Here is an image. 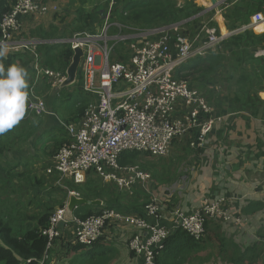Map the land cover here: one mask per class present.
<instances>
[{"label":"built area","instance_id":"1","mask_svg":"<svg viewBox=\"0 0 264 264\" xmlns=\"http://www.w3.org/2000/svg\"><path fill=\"white\" fill-rule=\"evenodd\" d=\"M114 1L109 0L105 19L96 30L51 40V45L68 46L72 54L75 48L82 50L79 87L89 97L77 121L63 125L67 139L56 153L55 170L60 179L74 184L85 182L87 173L93 172L104 182L112 183L118 192L132 195L137 186L147 187L151 173L137 164L120 165L123 153L147 152L154 158H163L168 155L174 138L193 132L196 136L189 144L201 149L218 120L214 107L197 88L178 78L176 70L209 56L227 37L264 23V12H254L248 22L225 33L203 24L189 34L187 20L149 28L113 20ZM260 1L264 6V0ZM45 11L46 7L34 0H14L0 19V46L9 52L27 51L36 79L43 76L54 87H60L66 70L47 67L38 52L42 41L22 34L23 18ZM36 79L29 85L26 113L39 117L50 112L36 91ZM66 192V200L50 213L43 231L48 237L46 251L62 234L56 224L64 218L68 195L79 197L75 191ZM223 201L222 196H216L207 200L202 209L186 214L178 209L165 210V205L152 198L145 209L153 222L107 207L83 219L73 215L66 220L63 230L69 228L74 244L91 246L103 236L107 225H131L135 235L128 243L130 250L143 257L142 264H158L156 258L164 248V241L179 225L199 239L204 234L206 220H229L230 213L219 207ZM164 210L172 221L170 227L159 224Z\"/></svg>","mask_w":264,"mask_h":264},{"label":"crops","instance_id":"2","mask_svg":"<svg viewBox=\"0 0 264 264\" xmlns=\"http://www.w3.org/2000/svg\"><path fill=\"white\" fill-rule=\"evenodd\" d=\"M12 1L14 2V0ZM34 1L44 5L46 11L41 15L25 16L22 20V34L27 38L35 37L42 41L38 46V52L43 63L46 53L44 47H50L52 39L69 37L76 33L72 31L78 26L77 10L85 8L87 11L83 9L84 12L96 15L97 18L91 26L94 28L93 30H96L102 25L109 8V0ZM202 1L205 2L203 3V7L199 6L203 8L201 12L206 15L212 14V16L208 17V20L205 22L201 20L199 26H196L198 22L193 23L192 21L198 14L186 19V26H191L190 30H192L189 34L195 33L203 24H207L208 26L215 24L214 26L218 28V32L225 33L229 30V27L236 29L248 22L253 13L252 11L264 12V6L260 0H226L224 3H218L216 0L214 3H212V0ZM7 3L9 2L7 1ZM116 6H118V3L115 0L112 8ZM88 8H93V10H88ZM70 11H73L74 14L71 15L72 17L68 18V16H70ZM112 16L116 18L114 14ZM190 23H193L194 26L192 27ZM71 25H75L73 29H70ZM248 30L255 35L263 34L264 23ZM245 31L235 35H240ZM231 37L232 36L227 37L222 42L220 48H218V50L221 49V47L223 48L221 56H218L221 66L228 65L232 60L250 62L254 68L253 78H255L256 81H253L249 88L235 92L236 96L229 95L228 97H222L225 105L223 102H219V106L214 107L216 114H219L217 117L218 120L213 130L207 135V144L203 148L195 149L190 146V141L195 139V137L192 139L190 138L193 136L191 133L182 134L174 138V142H171L170 151L167 156L171 154L172 149L177 150V154L161 161L162 164H158L160 170L156 172V179L153 181L151 176V182L148 183L147 187L145 189L142 187V189L140 186H137L132 195L119 193L126 198L125 200H128L129 204V202L132 203L136 199V194L140 191L144 194L141 196L148 195L152 196V198H157L163 207L165 205V210L178 209L186 214L202 209L207 200L214 199L216 196H222L224 201L219 204L220 209L227 210L234 218L243 217L241 221L243 224H240L241 222L235 224L233 221L226 223L217 220L221 222V233L224 234L226 238L231 239L241 249H244L254 243L258 230L264 226V208L255 209V204H258V202L264 205V85L261 84L264 77V49H260L259 45L246 43L245 41L239 43L232 42V40H230ZM26 52L25 50H20L19 53L26 55ZM26 56L24 60L28 58L29 61L27 81L30 85L36 77L32 69V58L29 54ZM259 76L261 77L260 80ZM36 80V91L46 102L48 109L53 110L63 122L60 124V122L54 118L56 117L54 113L53 115L46 114L47 116L45 115L44 118H40L43 116L28 118L31 116L25 112L23 119L19 122V124L23 123V128H29L27 136L23 140L26 145L24 150L26 149L25 151H27V149H32L34 145L33 150L41 151L49 157L47 160L48 169L46 172L49 178L53 180L55 186H57L56 188L59 194L62 195L63 199H60L62 204L67 197L66 190L74 191L70 184L66 186L64 182L68 181L71 184L73 182L71 180L60 179L55 170V156L59 147L66 142L67 139L63 125L77 121L73 118L75 115L74 113L78 114V105L83 101L89 102V97L84 95L80 90L79 72H77L76 81L72 85L66 87H54L51 84V80L43 76ZM223 87L226 89V92L230 90V85L228 84ZM77 92L80 93V96H77ZM246 93L249 94V98L243 101L242 98L246 97ZM250 93L254 95L251 96ZM253 101H256V103L254 104ZM233 103H240V106L234 107ZM30 128L31 130L33 129V134H37L35 142L33 143H31L32 139H30ZM45 132L48 133L47 136L43 134ZM176 139H179L178 142L185 148L181 149ZM38 140L46 141L38 143ZM54 142L57 143L58 147L54 150V153L51 154L50 152L53 149L52 144ZM186 143L188 144L187 147ZM174 144L177 145L174 146ZM219 148H224L223 164L219 158L217 150ZM17 150L22 149L17 148L15 151ZM183 151L186 152L184 153ZM29 154L31 156L33 155L30 151ZM171 160H175L179 163L176 166V170L166 167V163ZM18 163L19 165L23 164L18 161L15 162V166H18ZM133 164L139 165L136 162ZM141 168L144 169L143 167ZM182 170L185 172V175L180 177V183H176L175 180L180 174L175 177H173V174L176 172L180 173ZM101 181L103 184H106V192H108L103 200H107V198L111 200L122 198L117 194L110 197L109 188L112 187L116 189V187L112 183L104 182L102 178ZM149 184L150 186L152 185L150 187L151 190ZM140 197L138 199L142 200ZM102 203L104 205L106 204L104 202ZM147 203L142 210H130V208L127 207L124 208L125 211L123 210V212L136 214L153 222V219L146 213L145 207ZM118 207H121L120 202L118 206L113 208L120 210ZM245 209H247V211ZM165 210L164 217L159 220V224L170 227L172 226V221L168 218V214ZM134 235L135 230L131 225L120 223L107 225L103 236L94 244L91 246H79L80 244L75 245L72 242L70 230L67 227L64 230L62 229V234H60L54 241L53 246L46 252L47 259L45 260V264H98L95 257L101 254L102 251L110 249H114V252L106 257V262L104 264H142L143 257L132 252L128 246L129 241ZM211 241L214 245L213 249L216 250V240L213 239ZM207 249L212 248L208 247ZM206 250H202V254L199 255L202 259L200 263L191 262L186 259L183 264H221L223 262V260L215 256L217 252L214 253L215 257L213 258L207 255L208 251L205 252Z\"/></svg>","mask_w":264,"mask_h":264},{"label":"trees","instance_id":"3","mask_svg":"<svg viewBox=\"0 0 264 264\" xmlns=\"http://www.w3.org/2000/svg\"><path fill=\"white\" fill-rule=\"evenodd\" d=\"M7 1L0 0V19L2 15L9 10L13 3L12 0L8 1L11 2V4L7 3ZM170 2L171 0H120L118 6L112 9L111 18L123 24L132 25L139 28H149L177 22L179 20L189 19L199 14L203 10V8L199 6L195 7L192 4L193 1L192 3L189 2V5H192L193 8H176L175 6H172ZM252 12L254 13V11ZM113 14L116 18L112 16ZM199 16L194 18H201ZM96 18V15L92 13H86L83 9L78 10V26L72 32H76V30L79 29H90ZM202 19L203 18L200 20ZM211 25L214 26L215 24ZM231 29L233 28L229 27V30ZM230 40L236 43L243 41L246 43H253L255 45H259L260 49H264V33L255 35L248 30L240 35L232 36ZM44 48L46 51L44 64L47 67L54 70H65V68H67L72 57L71 48L66 45H51L50 47L45 46ZM26 55L19 52H10L7 53L5 57L0 58V62H2L5 67L11 63H17L25 67L27 70L29 61L28 58L27 60H24V58L27 57ZM220 65L221 62L218 56L212 54L207 56L205 59L193 61L191 62V65H185L177 69L176 75L186 77L187 73L184 70H196L202 72L204 70L206 72L209 66L211 67V71L214 72L216 70L215 68L218 69ZM87 104V101H83L78 105V114L74 113L75 115L73 116L75 120H77L83 114ZM9 135L10 131L0 135V157L4 156L5 151L7 150L8 140L6 141V139L9 138ZM36 137L37 134H33V132H31V142H35ZM44 141L46 140H38V143ZM52 146L53 149L50 152L51 154L54 153V150L58 147V145L56 142H54ZM138 154L139 152L123 153L119 159V164L125 165L128 163H135L137 161ZM4 170H6V168H4L2 171ZM89 174L93 175L87 178ZM95 175L96 174L93 172H88L85 182L80 184L69 183L74 191L78 193L79 197L88 200L99 199L100 201L106 203L105 206L98 207H75L73 209V215L80 219H83L91 214L98 213L104 208H113L119 204V199L111 200L110 198H107V200H103L107 193V186H105L106 184L103 185L101 182L93 179ZM72 188L70 189L73 190ZM140 198L145 200L147 196H141ZM137 201L138 200L136 199L130 203L128 208H130V210H142L145 206V202L143 201L144 203L142 204V209H138L133 205V203H136ZM255 206V209H259L261 208L262 204L258 202V204H255ZM245 210L247 211V209ZM49 215V212H37L36 215L28 216V219L24 218L23 216H18L16 218L8 217L6 215L0 216V264H45L44 255L47 252L46 248L48 237L43 231L48 225ZM257 237V242H254L251 246L241 249L231 239L226 238L225 235L221 233L220 221L208 219L204 222V234L199 239L183 230L182 227L175 228L174 231L164 241V248L157 255L156 261L158 264H183L184 261L188 259L191 262L194 261L196 263H200L202 261L201 257L199 256L201 251L206 250L208 247L213 249L214 245L211 240L215 239L217 247L216 250H218L215 256L223 260L225 264H245V262L249 264L255 262L264 264V260L261 258V243H264V229L261 228L258 230ZM79 246L82 245L80 244ZM113 252L114 249L102 251L101 254L95 257V259L98 264H104L106 262V257H108ZM209 256L213 258L215 257L213 253H210Z\"/></svg>","mask_w":264,"mask_h":264},{"label":"rangeland","instance_id":"4","mask_svg":"<svg viewBox=\"0 0 264 264\" xmlns=\"http://www.w3.org/2000/svg\"><path fill=\"white\" fill-rule=\"evenodd\" d=\"M116 1L117 3H119L118 1L120 0H116ZM192 1L190 0L189 1L188 0H171L170 4L172 6H175L176 8H186V7L193 8L192 5L191 6L189 5V2H191L195 7H198V6L203 7V3L205 2L202 0H199V1L192 0ZM9 4H11V2H9ZM82 9L87 11L85 8H82ZM88 10H93V8H88ZM73 14L74 12L70 11L69 13L70 16H68V18L72 17L71 15ZM202 14L203 13L200 12L198 16L201 15L199 17L204 18L202 19L203 22L207 21L208 17L212 16V14H209V15H206V14L202 15ZM201 18L199 19L197 18L192 21L197 23V21L200 20ZM200 22L201 20L198 21L196 26H199ZM190 25H192V27L194 26L193 23H190ZM73 26L75 25H71L70 29H73ZM187 26H186V29H188L187 30L188 33H191L192 32V30H190L191 26L190 27H187ZM93 29L94 28L91 27L88 30L92 31ZM81 30L82 29L76 30V32L77 31L78 32L88 31V30H82V31ZM222 49L223 48L221 47V49L219 50L217 49L216 52H213L210 55L215 54L216 56L220 57ZM7 53H9V51H7ZM222 61L224 62L223 59ZM240 62L241 61L232 60L230 63H228V65H225V66L220 65L218 69L215 68L216 70L214 69L215 70L214 72L211 71L210 66L207 68L206 72L204 70L203 72L196 71V70H189V71L184 70L186 71L187 76L186 77L177 76V77L187 81L190 86L197 88L199 92H201L205 96L208 103L211 106L216 107V106H219L218 105L219 102H223L224 104L222 97H228L229 95L236 96L235 92L240 91L241 89L249 88L251 83L253 81H256V79L253 78L254 68L250 64V62H246V61H243L241 63ZM186 65H191V62L187 63ZM260 79L261 77L259 76V80ZM226 84L230 85V90L229 91L227 90V92H226V89L223 87ZM261 84L264 85V77H263V82ZM76 94L77 96H80L79 92H77ZM250 95L252 96L254 94L250 93ZM247 98H249L248 93H246V97H243L242 100L244 101ZM253 103L255 104L256 101H253ZM233 106L238 107L240 106V103L239 104L233 103ZM50 110H49L50 113L48 115H51V114L53 115L54 111L51 110L52 111L51 112ZM54 114L56 115V117L54 118H56V120L59 121L61 124V122H63L61 121V118H59V116L56 113ZM29 116L31 117H28V118L36 117L34 115H29ZM44 116L40 118H44ZM218 116L219 114H216L215 112V117H218ZM22 125L23 123L16 125L12 130H10L9 138L6 139V141L8 140L7 150L5 151L4 156L0 157V216L6 215L8 217H14V218L18 216H23L24 218L28 219V216L36 215L37 212H40V213L49 212L50 214L51 212H53L54 209H56L60 205L61 203L60 199H63V198H62V195L59 194L56 188L57 186H55L53 180L50 179L49 176L47 175V172H46L48 169L47 160L49 157L46 156L41 151L33 150L34 145L32 149H27V151H25L26 149L24 150L26 145L23 140L26 138L27 131L29 130V128H23ZM31 132H33V130ZM43 134L46 136L48 135L47 132ZM195 136L196 134L193 132V136L190 138L192 139ZM178 141L179 139H176V142L179 143L180 148L181 149L185 148V147H182L181 143ZM4 142H5V139H4ZM173 142L174 141L172 140V143ZM263 144H264V140H263ZM175 145L177 144H174V146ZM187 145L188 144L186 143V147ZM17 148H20L22 150L15 151ZM223 149L224 148L217 149L219 153V158L222 164L224 160ZM29 151L31 152V154H33L32 156L29 154ZM183 152L185 153L186 151H183ZM176 154H177V150L172 149L171 154L169 156L165 158L155 159L148 153H139L136 163H138L144 169L148 170L151 173L152 180L154 181L157 177L156 172L160 170V166L158 164L161 163V161L165 160L166 158L168 157L170 158L171 156H175ZM139 160H141L142 162ZM18 161H20L24 165L23 164L19 165L18 163V166H15V162H18ZM178 164L179 163H177L175 160H171L168 163H166V167L176 170V166ZM4 168H6V170L2 171ZM179 174L180 176L175 180L176 183L179 182V179L181 176L185 175V172L183 170L180 173L176 172L175 174H173V177ZM92 175L93 174H89L87 178H89ZM95 176L93 177V179L102 183L101 178L98 175H95ZM64 184L67 186L69 182L65 181ZM151 186L149 184V188ZM109 192H110V197L116 194L118 196H121V194L115 188L110 187ZM106 194H108V192ZM141 195H144V194L138 191V193L136 194V199L138 201L136 203H133V205L138 209H142L143 207L142 204L144 202L145 204L147 202L149 203L150 199L152 198V196L147 195V198L145 200L138 199ZM121 197L122 198L119 199L121 207H118V209L123 211L124 208H127L128 205H130V202L128 204V200H125L126 198H124L123 196ZM102 206H105V205L102 203ZM262 207L264 208V205H262L261 208ZM241 219H243V217H241ZM229 221H234L236 223L240 222L238 220H235L232 216L230 217L229 220L225 222L228 223ZM240 224H243V222H241ZM262 227L261 228L264 229V226ZM257 241H258V238L256 237L254 242H257ZM261 244H262L261 258L264 260V243H261ZM205 252H207V255L209 256L210 253L214 254L215 252H218V250L207 249ZM221 264H225V262H222ZM245 264H249V263L245 262ZM251 264H259V263L255 262Z\"/></svg>","mask_w":264,"mask_h":264},{"label":"clouds","instance_id":"5","mask_svg":"<svg viewBox=\"0 0 264 264\" xmlns=\"http://www.w3.org/2000/svg\"><path fill=\"white\" fill-rule=\"evenodd\" d=\"M7 50L0 46V58ZM25 67L11 63L5 67L0 62V135L12 130L23 119L26 112L29 84Z\"/></svg>","mask_w":264,"mask_h":264},{"label":"water","instance_id":"6","mask_svg":"<svg viewBox=\"0 0 264 264\" xmlns=\"http://www.w3.org/2000/svg\"><path fill=\"white\" fill-rule=\"evenodd\" d=\"M215 0H212L214 3ZM82 56V50L80 48H75L70 60L69 65L66 68V78L61 84V87H66L72 85L77 78L78 67L80 64ZM102 205V201L99 199L88 200L82 197H78L74 194H69L67 198V203L65 206L64 218L56 224V228L62 230L65 226L66 220H70L73 216V209L77 206H91L98 207ZM180 227V225H179Z\"/></svg>","mask_w":264,"mask_h":264}]
</instances>
